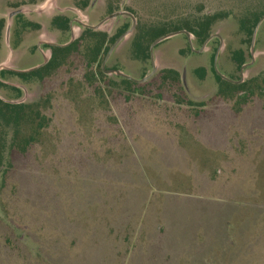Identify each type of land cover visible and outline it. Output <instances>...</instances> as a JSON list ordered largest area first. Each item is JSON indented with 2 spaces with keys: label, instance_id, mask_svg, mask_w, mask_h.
Segmentation results:
<instances>
[{
  "label": "rangeland",
  "instance_id": "rangeland-1",
  "mask_svg": "<svg viewBox=\"0 0 264 264\" xmlns=\"http://www.w3.org/2000/svg\"><path fill=\"white\" fill-rule=\"evenodd\" d=\"M56 3L0 0L1 64L13 70L36 67L44 56L50 60L47 45L66 44L72 33L75 40L82 37L85 28L77 20L96 26L113 14L131 13L135 30L118 45L106 69L141 80L153 70L151 55L144 57L146 48L150 51L164 36L188 32L191 43L181 33L155 46L157 72L140 84L148 83L146 91L156 93L162 72L174 70L188 101L211 107L205 121L194 125L134 106L132 115L121 110L124 134L112 127L98 133L97 119L102 126L105 113L97 110L101 97L86 76L102 68L107 49L132 27L128 15L96 30L108 39L92 68L84 57L88 39L80 43V53L61 77L65 85L50 83L60 76L24 81L1 71L0 99L32 103L52 94V106L50 129L27 153L11 149L13 128L1 131L0 264H264V92L254 88L243 103L238 95L246 90H240L229 100L219 96L218 103L219 91L231 95L232 88L215 75L216 65L229 80L241 79L242 66L234 57L242 52L244 65L251 64L255 32L254 63L236 85L264 73V0ZM17 10L22 12L9 19ZM57 17L69 19L71 30L54 25ZM215 34L220 39H212L199 52L206 37ZM106 76L100 77L105 102L114 110L127 107L128 94L118 76ZM248 85V90L255 87ZM74 86L93 115L87 114L84 103L77 109L66 101L70 97L73 102L74 94L67 90ZM151 102L155 110L172 105Z\"/></svg>",
  "mask_w": 264,
  "mask_h": 264
},
{
  "label": "trees",
  "instance_id": "trees-1",
  "mask_svg": "<svg viewBox=\"0 0 264 264\" xmlns=\"http://www.w3.org/2000/svg\"><path fill=\"white\" fill-rule=\"evenodd\" d=\"M70 20L63 17H57L54 20V25L58 26L63 31H70ZM4 27V22H0V49L2 45V30ZM249 32L252 34V30L250 29ZM207 34H201L198 33L197 36H206ZM209 38V35L206 37V39ZM88 39V40H87ZM108 39L107 34L103 32H97L95 30L85 28L84 34L79 40H75L68 46H59V45H47L46 47L51 50V58L49 62L35 70L29 73H18L15 71H2L1 75L5 74H11L15 75L19 78H21L24 81H27L29 79L35 78L39 81L44 82L46 79L50 80L54 76L58 77V79L54 78L50 83H53L55 85L61 82V77H63L64 74H67L70 70V67L72 66L73 57L75 54L80 53V43L82 41H86V51L84 53V57L87 59V67L93 66L94 63H96L100 57L101 52L103 51L105 47L106 40ZM115 41V40H114ZM110 50V48L107 49V53ZM146 56L147 59H150V51L149 48H146L144 57ZM234 61L237 63L238 66H243L245 61L244 57L242 56V52H240L239 56L234 57ZM1 64V62H0ZM217 80L223 85H228L232 90L230 93H227V91L220 90L217 95V101L219 103V96L225 95V100H229L230 97L236 96V93H239L240 90H243L246 92L244 95H238L239 100L243 101L245 103V100L249 98V96L253 93L254 88H257L260 92H264V73L261 74L259 77L252 80L250 83L255 85L252 89L246 88L249 86L248 84H242V85H236L228 81L222 80L216 73ZM101 78L105 79L107 76L104 74L102 68L100 67L98 72L91 70L86 78V83L90 86H96V92L101 97L100 104L96 105V108L98 111H102L104 114V120L102 121V126H100L98 123H100V120L97 119L96 127L98 128V133L101 131H105L107 129L110 130V127H112L113 130L118 131L119 129L123 132L122 124L125 125L124 119L121 118V110L124 112H128L130 115L134 114L135 112H132V107L134 106H146V108H149L148 110L155 113V115L163 116L167 120H169L171 117H179L182 118V120H190L194 125L199 124L201 121H205L206 116L209 112V108L211 107L208 102L206 103H200L196 104L193 102L188 101L186 98V94L184 91V88L180 84L179 75L174 70H164L161 74V79L159 83H157L156 90L157 92L152 91L147 92L146 86L147 84H138L133 81L127 80L125 78L118 77L121 81V85H123V90L125 91V94L127 93L128 96H124L126 106H123V108H117V110L112 107V105L104 99L105 90L100 85ZM113 84V82H112ZM65 85V83H64ZM72 85V84H71ZM0 86H3L0 83ZM75 90H72V88L68 89L67 92L74 94L73 102L70 99H66V101L71 102L73 108H81L80 105L84 103L86 106V112L87 114L93 115L91 113H88V106H90L89 103L85 102L81 96L79 97V87L74 86ZM18 94L21 93L19 89L13 88ZM169 91V92H168ZM149 93L151 98H144L145 95ZM168 94V95H167ZM52 95V94H51ZM48 95L46 97L40 98L36 102L32 103H10L5 102L2 99H0V168L3 166L4 161V153H5V144H4V138L1 135L2 129L5 127L13 128L14 134L11 140V149L17 150L21 153H27L29 148L32 147L34 144H40L42 138L47 133V131L50 129V123L51 119L48 115V111L52 106L51 98L52 96ZM64 96L67 94H63ZM79 97L78 99L76 98ZM80 99V100H79ZM152 99H157L161 104H165L166 102L171 103L172 105L167 106L164 110H155V108L152 106L155 105V103L151 102ZM78 100V101H76ZM104 101V102H103ZM134 101V102H133ZM214 101V100H213ZM79 104H75V103ZM215 102V101H214ZM237 102V101H236ZM142 103V104H141ZM145 103V104H144ZM220 105H215L214 107H219ZM241 106V105H240ZM244 106V104H242ZM70 108L71 105H68ZM68 112L71 114L72 108L69 109ZM176 109L175 111L171 110ZM219 109H215L212 111H217ZM211 111V109H210ZM90 112V111H89ZM92 112V111H91ZM115 112V113H114ZM117 113L120 114V116L116 115ZM182 113H185L184 115ZM73 114V111H72ZM96 115V114H95ZM103 115V114H102ZM183 115V116H182ZM98 118V117H97ZM108 118V119H107ZM107 119L105 127V120ZM175 119V118H173ZM176 120V119H175ZM96 128V129H97ZM104 128V129H103ZM118 140V139H116ZM119 141V140H118Z\"/></svg>",
  "mask_w": 264,
  "mask_h": 264
},
{
  "label": "water",
  "instance_id": "water-1",
  "mask_svg": "<svg viewBox=\"0 0 264 264\" xmlns=\"http://www.w3.org/2000/svg\"><path fill=\"white\" fill-rule=\"evenodd\" d=\"M56 1H57V0H55V5L57 6ZM21 12H22L21 10H17V11H15V12L11 13L10 16H9V19H12L14 16L20 14ZM119 15H128L129 17H131L133 24H132V27H131L126 33H124V34H123V35H122V36H121V37H120V38H119V39L113 44V46H112V47L110 48V50L108 51V53H107V55H106V58L104 59V61H103V63H102V70H103L104 74H106V75H116V76H118V77L125 78V79H127V80H130V81H133V82H135V83H139V84H140V83H145V82L148 81L151 77H153V76L156 74V72H157V66H156V64H155V58H154V48H155V46H156L157 44H159V43H161V42H163V41H165V40H167V39H169V38H171V37H173V36H176V35H178V34H181V33H185V34L188 36L189 41H190V43H191V34L188 33V32H178V33H173V34H170V35L164 36V37L158 39L157 41H155V42L152 44V46L150 47V55H151V61H152V65H153V70H152L151 74L145 76V77L142 78L141 80H135V79H133L132 77L128 76L127 74L123 73V72L120 71V70H115V69L109 70V69H106V64H107L108 60L110 59L111 55L113 54V52H114V51L116 50V48L118 47V45H119L123 40H125L127 37H129V36L134 32V30H135V23H136V19H135V17H134L131 13L123 12V13H117V14H113V15H111L109 18H106L105 20H103L102 22H100L99 24H97L96 26H90V25H87V24H83V23H82L83 26H84L85 28H90V29L96 31V30L101 29V27L104 25V23H106L108 20L113 19V18H116V17H118ZM72 25H73V23H71V27H72ZM9 30H10V26H9V28H8V32H9ZM255 34H256V32H255ZM255 34H254V37H253V40H252L253 42H252V47H251V55H252V62H251V64L254 63V56H255V47H254V45H255ZM214 38H219V39H220V36H219L218 34H215V35L210 36V37L206 40V42L204 43L202 49H201L199 52H202V51L205 49V47L207 46V44H208L212 39H214ZM74 40H75V35H74V33H72V36H71L70 41H69L68 43H66V44L59 45V46H63V47L68 46V45H70L72 42H74ZM49 45L53 46L54 44H49ZM222 46H223V41L221 40V44H220V48H219V50H218V54H219V51L221 50ZM194 51H195V50H194ZM48 62H49V59H48L46 56H44V62H43L41 65H38V66L33 67V68L26 69V70H13V69L8 68L7 66H5V65H3V64H0V72L3 71L4 69H7V70L15 71V72H18V73H29V72L35 71V70H37V69H39V68L45 66ZM251 64H247V65H243V66H242V68H241L242 77H241V79H240L239 81H231V80H229L228 78H226L225 76L221 75V74L218 72L216 65H215V71H216V73L218 74V76H219L220 78H222L223 80L228 81V82H231V83H233V84H241V83L243 82V71H244V69H245L247 66H249V65H251ZM11 103H14V102H11Z\"/></svg>",
  "mask_w": 264,
  "mask_h": 264
},
{
  "label": "flooded vegetation",
  "instance_id": "flooded-vegetation-1",
  "mask_svg": "<svg viewBox=\"0 0 264 264\" xmlns=\"http://www.w3.org/2000/svg\"><path fill=\"white\" fill-rule=\"evenodd\" d=\"M79 23L82 24V22H80L79 20H77ZM83 25V24H82ZM91 26V25H90ZM85 28V27H84ZM90 29V28H89ZM70 30H71V22H70Z\"/></svg>",
  "mask_w": 264,
  "mask_h": 264
}]
</instances>
